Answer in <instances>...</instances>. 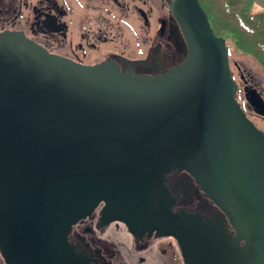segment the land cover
<instances>
[{
  "label": "water",
  "instance_id": "water-1",
  "mask_svg": "<svg viewBox=\"0 0 264 264\" xmlns=\"http://www.w3.org/2000/svg\"><path fill=\"white\" fill-rule=\"evenodd\" d=\"M169 8L187 51L155 75L0 38L4 264H74L66 233L99 203L133 234L174 237L184 264H264V132L235 98L225 40L198 1ZM243 97L264 115L256 87L244 85ZM172 168L194 178L228 229L171 211Z\"/></svg>",
  "mask_w": 264,
  "mask_h": 264
},
{
  "label": "flooded vegetation",
  "instance_id": "flooded-vegetation-1",
  "mask_svg": "<svg viewBox=\"0 0 264 264\" xmlns=\"http://www.w3.org/2000/svg\"><path fill=\"white\" fill-rule=\"evenodd\" d=\"M169 3L170 0H0V38L16 37L83 65L110 61L120 72L155 75L178 64L187 51ZM233 63L242 89L244 85L254 86L264 100V91L252 82L250 74ZM164 184L173 213L199 215L223 222L228 229L223 213L203 195L187 171L172 168L165 174ZM102 207L103 203H99L66 233V246L74 264H119L116 256L123 264H184L174 237L154 232L133 234L123 222L104 219ZM0 264H4L1 254Z\"/></svg>",
  "mask_w": 264,
  "mask_h": 264
},
{
  "label": "trees",
  "instance_id": "trees-1",
  "mask_svg": "<svg viewBox=\"0 0 264 264\" xmlns=\"http://www.w3.org/2000/svg\"><path fill=\"white\" fill-rule=\"evenodd\" d=\"M197 1L207 16L212 32L223 37L225 44L230 40L239 51L250 55L264 72V8L252 0ZM238 92L237 88L236 99ZM240 106L247 115L249 105L245 102Z\"/></svg>",
  "mask_w": 264,
  "mask_h": 264
},
{
  "label": "rangeland",
  "instance_id": "rangeland-1",
  "mask_svg": "<svg viewBox=\"0 0 264 264\" xmlns=\"http://www.w3.org/2000/svg\"><path fill=\"white\" fill-rule=\"evenodd\" d=\"M253 10H255V7H253ZM226 45L228 48L227 53H228L229 67H230V70H231L232 75L234 77V80L237 82V85H238L237 88H238L239 94H238L237 99H238V102H240V104L241 103L244 104L246 102V100L243 97V89L241 86V81L239 79L238 71L235 68L233 61L240 64L241 68L244 69V71H246L247 74H250L249 76H251L252 82L254 84H256L260 89H262V91H264V72L259 67L257 62L250 55L242 53L241 51H239V49L236 48L231 43L230 40L226 41ZM247 115L255 123V125L264 132V117L262 118V117H258L256 115H254V112L252 111L251 107H250V110L248 109ZM139 252H141V251H139ZM116 260H119L118 261L119 264H123L120 261L119 256H116Z\"/></svg>",
  "mask_w": 264,
  "mask_h": 264
}]
</instances>
